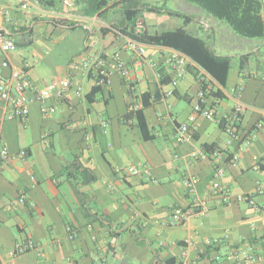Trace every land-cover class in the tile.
<instances>
[{
	"label": "crops",
	"instance_id": "obj_1",
	"mask_svg": "<svg viewBox=\"0 0 264 264\" xmlns=\"http://www.w3.org/2000/svg\"><path fill=\"white\" fill-rule=\"evenodd\" d=\"M32 4L39 10L0 0V32L16 46L30 48L7 55L0 49V74L10 75L2 67L8 59L35 86L66 79L71 86L53 96L47 117L35 103L27 119H13L0 102V149L14 157L28 152L26 160L16 158L0 169V264H166L170 258L177 264H235L232 254L240 260L261 258L257 264H264V195L255 193L264 188V127L257 128L264 109V39L232 55L216 53L206 41L217 56L231 58L222 87L196 64L178 77L165 64L169 48L151 47L138 65L127 50V37L112 28L123 21L120 7L102 20L84 16V0ZM142 16L138 22L150 32ZM203 23L206 30L213 29ZM66 42L70 55L54 60L53 51ZM99 56L126 62L129 78L115 76L109 86L100 87L91 72L76 66ZM203 83L207 92L200 100ZM218 91L223 99L208 96ZM146 94L150 141L136 120H124ZM198 105L211 110L217 121L197 114ZM237 106H243L241 140L233 141L226 132L227 118ZM183 124L189 125L191 140L179 144L176 134ZM247 139L250 145L219 181L232 194L230 203L222 204L211 193V155L193 154L214 145L230 155ZM131 166H142L141 175L128 174ZM189 178L199 180L197 196L208 201L210 211L173 226V212L194 203L186 186ZM22 193L24 204L19 203ZM248 196L249 202L244 200ZM70 226L76 230L73 241ZM27 242L35 249L12 256L16 245Z\"/></svg>",
	"mask_w": 264,
	"mask_h": 264
},
{
	"label": "built area",
	"instance_id": "obj_2",
	"mask_svg": "<svg viewBox=\"0 0 264 264\" xmlns=\"http://www.w3.org/2000/svg\"><path fill=\"white\" fill-rule=\"evenodd\" d=\"M17 4L27 6L30 9L39 10L37 5L32 4V0H14ZM264 4V0H262ZM70 6V5H69ZM9 21V20H8ZM135 32L141 34L146 31V26L142 22L136 23ZM154 47V46H151ZM148 45L139 43L135 40L127 38V50L130 51L136 57V63L140 65L144 60L148 49L151 48ZM156 48V47H155ZM0 49L4 55L9 52L16 50V43L13 39L7 37L5 34L0 32ZM165 64L169 68H174L178 77H182L190 64L195 63L184 53L175 49L169 48V56L165 60ZM76 66H82L85 70L91 72L94 78L97 80L98 86H109L112 83V79L115 76H120L122 79L127 80L130 75V68L127 63L117 57H97L92 61H78ZM2 67L10 69L11 73L9 76L0 74V102L9 111V117L13 119H27L31 114V105L39 104L41 106V112L44 116H48L49 102L53 96L61 91L68 90L71 86L69 79L61 82H52L45 87L35 86L28 77L27 72L15 69L8 59L4 60ZM202 82L205 78L202 77ZM178 80L173 82V86L178 85ZM168 95H172L170 92ZM205 93L202 91L199 94L200 100L205 99ZM143 108L142 101L130 110L137 111ZM243 106H237L232 113V116L227 118L228 126L226 132L233 141H240V121L242 117ZM197 114H202L212 121H217L215 114L211 110H207L200 105L196 108ZM264 127V109L262 111V121L258 124L257 128L262 129ZM176 140L179 144L188 143L191 140L190 127L187 124H183L178 128L176 134ZM250 145V140H243L237 152L233 153L231 159L225 152L216 151L211 155L214 163V176L211 186V193L221 200L222 204L230 203L231 192L224 184L219 181L224 179L227 174L228 167L232 166L239 160L240 153ZM208 153L206 152H195L193 156L195 158H204ZM209 155V154H208ZM28 152L22 150L17 156H12L7 148L0 149V169L6 165L12 163L14 159L26 160ZM143 169L142 166H131L127 169V173L133 176L141 175ZM155 183H158L154 180ZM199 180L197 178H189L186 181V186L189 194L194 197V203L190 208L187 209H176L171 216V225L178 226L186 223L195 216H204L210 211L208 201L200 199L197 194V186ZM257 195H264V188L258 187L255 191ZM248 198L245 197V201ZM243 200V199H242ZM26 202L25 194L22 193L19 198V203L24 204ZM10 207V206H9ZM69 239L75 240L76 230L70 226L67 228ZM35 249V244L32 242L18 244L15 247L12 256L22 255L26 252ZM238 255H231L230 259L236 260L235 264H257L261 258L247 257L244 260H240ZM264 259V256L262 257Z\"/></svg>",
	"mask_w": 264,
	"mask_h": 264
},
{
	"label": "trees",
	"instance_id": "obj_3",
	"mask_svg": "<svg viewBox=\"0 0 264 264\" xmlns=\"http://www.w3.org/2000/svg\"><path fill=\"white\" fill-rule=\"evenodd\" d=\"M190 4L196 5L204 10L209 16L218 19L229 25L233 31L245 39H264V19L262 17V0H186ZM85 8L83 14L85 17H98L102 20L107 19L111 10L120 7L119 12L123 16V21L119 27L112 26L123 36L135 40L139 43L154 46L175 49L187 55L198 67L208 73L218 84L226 87L231 69V58L217 56L207 45L206 41L191 34L187 30L180 28L175 30L163 31L161 33H150L146 31L137 34L135 26L141 18L144 11L151 13L161 12L159 8L149 6L145 0H84ZM170 15L184 17L186 23L192 22V16H186L179 12H169ZM74 25V24H71ZM104 33L109 30L103 29ZM250 56H244L241 59L242 66L249 60ZM202 91L207 92V84H202ZM100 87L94 90V94ZM96 95V94H95ZM208 96L223 99V94L210 92ZM143 108L137 111L129 110L124 120H136L137 126L142 131L146 141L153 139L148 128L144 110L151 106L148 94L142 96ZM205 152L213 155L217 150L214 145H204ZM223 152V151H221ZM229 155L228 153H226ZM233 154L229 155L231 159ZM86 173V172H85ZM87 176V175H86ZM90 181L94 177L90 176ZM250 197L248 196V202ZM166 264H177L174 258L166 261Z\"/></svg>",
	"mask_w": 264,
	"mask_h": 264
},
{
	"label": "rangeland",
	"instance_id": "obj_4",
	"mask_svg": "<svg viewBox=\"0 0 264 264\" xmlns=\"http://www.w3.org/2000/svg\"><path fill=\"white\" fill-rule=\"evenodd\" d=\"M145 3L161 10V12L156 13L144 11L142 14L144 22H146L150 29V33H161L163 31L183 28L209 42V46L212 49H216V53L224 55L242 53L239 48L260 44L262 41V39H245L238 36L229 25L209 16L204 10L194 4L188 3L186 0H145ZM174 11L186 16H192V22L187 24L184 17L170 15L169 12ZM109 14L112 13L109 12ZM202 18L204 19L203 21L201 20ZM205 21L213 29H210V31L206 30V26L203 23ZM16 50L27 52V50L30 51V48H27L23 44H18ZM70 50L71 46L66 42L56 47L52 53V58L54 60L65 59L70 55ZM236 64L237 61L233 60L232 66L235 67Z\"/></svg>",
	"mask_w": 264,
	"mask_h": 264
}]
</instances>
